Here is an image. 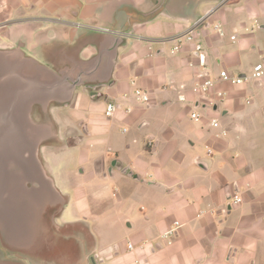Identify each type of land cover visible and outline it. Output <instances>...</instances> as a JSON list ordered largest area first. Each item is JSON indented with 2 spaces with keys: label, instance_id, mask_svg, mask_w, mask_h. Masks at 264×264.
<instances>
[{
  "label": "crops",
  "instance_id": "crops-1",
  "mask_svg": "<svg viewBox=\"0 0 264 264\" xmlns=\"http://www.w3.org/2000/svg\"><path fill=\"white\" fill-rule=\"evenodd\" d=\"M188 32L211 76L220 69L249 76L264 65V0H0V64L32 85L18 132L35 145L41 179L62 202L46 213L45 264H264V82L217 84L223 101L194 108L189 88L202 68L192 43L181 38L172 51ZM49 85L56 95H46ZM136 87L149 93L147 105L133 97ZM107 102L117 106L111 116ZM155 109L163 113L141 136L145 153L135 137L112 145L117 122ZM131 149L133 156L119 155ZM73 150L86 181L69 187L56 160ZM116 173L128 191L117 201H139L120 220L122 242L103 238L105 227L96 225L112 199L84 187ZM175 221L181 225L167 243L161 235Z\"/></svg>",
  "mask_w": 264,
  "mask_h": 264
},
{
  "label": "rangeland",
  "instance_id": "rangeland-1",
  "mask_svg": "<svg viewBox=\"0 0 264 264\" xmlns=\"http://www.w3.org/2000/svg\"><path fill=\"white\" fill-rule=\"evenodd\" d=\"M141 89L146 91V89ZM142 106L143 108H145L144 104H142ZM199 111L202 112L204 110ZM162 113V109L145 110L143 113H139L136 116L135 122H120L119 124L117 122L113 127L111 133L113 138L111 140L112 145L122 143L123 141L129 142L130 139H133L135 137L134 139H136L137 144L133 145L136 147L141 146L142 153H145L146 148L141 136L147 134L153 129V127L154 129L156 128L157 123L160 120V115H162ZM186 116H188V114ZM143 121H147L151 125L148 124L145 125L142 129H139V126L141 125V123H143ZM121 128H126L127 130V132L123 135L119 132V129ZM113 149H115V147L111 146V150ZM196 149L202 154L205 153V148L202 145L196 144ZM215 151L216 154L217 150ZM105 154L106 160L110 159L109 152L105 151ZM119 155L123 157L133 156V149H131L130 151H121ZM56 161L57 164L62 163V165L57 167L58 176L59 178L64 179V181L67 182V185H70L69 187L79 186L82 181H86V175L78 173L79 169L82 168L80 165L79 151L78 153L75 150L65 153L63 152L61 158H58ZM125 180V178L116 173L113 178H109L104 183L97 184L95 181H90L85 183L84 186L85 189H87V192H93L96 196L100 193V196L103 199L107 197L112 199L108 202L106 201L108 208L111 210V213L108 214L109 217L106 216L104 220L99 221L96 225L105 227L106 231L102 233L103 238L115 236L116 238H118L119 242H122L126 238V236L122 232L123 227L120 225V220L124 219L126 215H128L127 213L130 212V209L128 207L130 206V204L139 203V201L137 200V196L128 197V195V201L123 202L122 199H120V201L118 199L117 201V198H121L123 194L128 193L126 187L127 183ZM116 188L118 190V193L117 195L112 196V192ZM15 207V209L17 210H13V216L11 217H7L9 216L8 214L6 215L4 213H0V225L2 224L3 226L0 233V264H45L42 260L45 253L43 252V250H39V247L42 246V242L39 237L47 234L48 227L46 223V217L48 215L45 214V216L42 217L43 219H40L37 217V210H35V213L33 212V217L28 218L27 214L25 213L27 208L24 207V205L19 204L15 205ZM96 209V211H98L99 208L96 207ZM36 218L37 220H35ZM109 219L111 220L110 223ZM30 220L31 222H29ZM88 222L89 226L92 227L93 224L90 221ZM34 225L36 226L34 227ZM48 243L49 242H47V244ZM55 250L56 248L54 249V252ZM33 255L35 257H33Z\"/></svg>",
  "mask_w": 264,
  "mask_h": 264
},
{
  "label": "flooded vegetation",
  "instance_id": "flooded-vegetation-1",
  "mask_svg": "<svg viewBox=\"0 0 264 264\" xmlns=\"http://www.w3.org/2000/svg\"><path fill=\"white\" fill-rule=\"evenodd\" d=\"M8 73V65L3 61L0 64V213L11 217L13 210H17L15 205L20 204L27 208L28 218H32L37 210V217L41 219L48 211L56 212L62 202L56 201L48 182L41 179L35 145L28 144L25 136L22 138L18 132L19 118L27 115L32 85L24 78L20 84L17 78L7 76ZM46 88L48 97L56 95L57 91L50 85ZM98 88L99 85H92L90 91L97 92ZM2 227L1 224L0 233ZM39 239L45 244L47 235Z\"/></svg>",
  "mask_w": 264,
  "mask_h": 264
},
{
  "label": "built area",
  "instance_id": "built-area-1",
  "mask_svg": "<svg viewBox=\"0 0 264 264\" xmlns=\"http://www.w3.org/2000/svg\"><path fill=\"white\" fill-rule=\"evenodd\" d=\"M214 27L219 31V28H220L219 24H215ZM181 38L184 39V42L192 43V52L195 54L197 58L198 65L202 68V71L197 72L195 74V78L189 88V90L194 95H196L197 97L196 100H199V101L201 100L202 102L208 103L211 106L215 103L223 101L224 92L222 90H216V91L214 90L217 84H220V83L240 85L247 78L253 79V80H263L264 82V65L262 62H258L253 66L252 72L249 76L235 75V74L230 73L226 69H220L215 76H211L209 72L206 71V68H205V57L202 54V45L201 43L194 41L195 39L191 32H188L182 35V37L176 38L175 39L176 44L174 45L172 51H177L181 48L182 46ZM190 65L192 66L193 63H190ZM180 88H183V86H180ZM133 97L137 101L143 102L145 104H148L150 101L149 93L145 90H142L139 87H136L133 90ZM116 107L117 106L114 102H107L105 106L104 114L106 116H111L114 113ZM190 117L193 119H197L199 117V114L193 110L190 113ZM210 125L215 126V127L218 126L217 119L213 118L210 122ZM210 152L211 151L208 149V153ZM240 200L241 199L237 196V194H234L232 196L233 203H238ZM180 225L181 224L178 221H175L172 227H170L169 229H167L165 232L162 233L161 237L163 239H166L167 243H170L169 238L175 234L176 229ZM127 248L132 249L133 248L132 243L128 242Z\"/></svg>",
  "mask_w": 264,
  "mask_h": 264
},
{
  "label": "water",
  "instance_id": "water-1",
  "mask_svg": "<svg viewBox=\"0 0 264 264\" xmlns=\"http://www.w3.org/2000/svg\"><path fill=\"white\" fill-rule=\"evenodd\" d=\"M225 0H223V2H224ZM92 95H94V94H97L96 92H93V93H91ZM199 100H196L195 101V104H194V108H196V107H198L199 106ZM217 104L215 103V104H213L212 106H216ZM203 107H206V104H203L202 105Z\"/></svg>",
  "mask_w": 264,
  "mask_h": 264
}]
</instances>
